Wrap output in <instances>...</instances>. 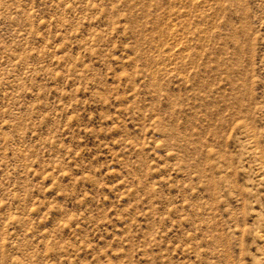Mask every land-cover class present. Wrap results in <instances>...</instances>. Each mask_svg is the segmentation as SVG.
I'll use <instances>...</instances> for the list:
<instances>
[{"label": "rangeland", "instance_id": "obj_1", "mask_svg": "<svg viewBox=\"0 0 264 264\" xmlns=\"http://www.w3.org/2000/svg\"><path fill=\"white\" fill-rule=\"evenodd\" d=\"M0 264H264V0H0Z\"/></svg>", "mask_w": 264, "mask_h": 264}]
</instances>
